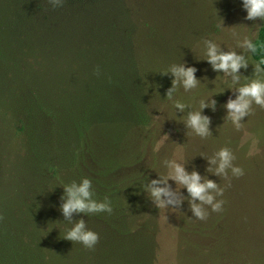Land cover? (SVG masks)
Here are the masks:
<instances>
[{
  "label": "trees",
  "instance_id": "obj_1",
  "mask_svg": "<svg viewBox=\"0 0 264 264\" xmlns=\"http://www.w3.org/2000/svg\"><path fill=\"white\" fill-rule=\"evenodd\" d=\"M210 1L222 6L224 0ZM180 5L63 0L53 7L49 0H0V166L21 194V216L0 222V264H155L163 208L142 185L164 171L161 159L173 155L226 192L221 211L209 209L204 220L191 216L186 199L179 206L187 225L180 231L207 241L195 249L223 251L204 255L211 264L264 262V169L250 166L238 177L208 171L213 154L182 119L198 105L181 111L166 96L171 82L164 65L176 61L170 51L181 27L175 18ZM254 40L264 44V25ZM250 54L258 61L264 51ZM175 99L188 103L178 90ZM214 100L202 114L209 121L217 114L225 125L220 89ZM259 133L243 141L237 131L241 163L260 152ZM84 176L94 198L107 196L113 209L72 214L73 222L83 218L98 233L91 249L63 238L71 225L59 208L61 184Z\"/></svg>",
  "mask_w": 264,
  "mask_h": 264
},
{
  "label": "clouds",
  "instance_id": "obj_2",
  "mask_svg": "<svg viewBox=\"0 0 264 264\" xmlns=\"http://www.w3.org/2000/svg\"><path fill=\"white\" fill-rule=\"evenodd\" d=\"M49 2L55 7L62 4L63 0H49ZM241 7L246 13L245 20L254 21L257 18L264 20V0H242ZM232 36L236 38L237 46L242 49L250 50L251 53H256L258 48L264 51V44L254 40L253 35L240 36L233 31ZM202 45V56L210 62L213 70L223 72L225 78L231 76L229 87L237 85L235 89L237 94L234 98L230 97L224 107L228 110L227 120L239 129L242 118L253 111V105L264 109V69L261 67L264 65V54L260 55L259 60L255 62L254 78H245L244 83H238L239 69L247 67L245 57L235 50H221L220 45L212 39H203ZM166 71H170L173 76L171 87L166 92L172 106L181 111L186 107H192L190 103H185L180 99L173 100V93L176 92L177 85L182 86L184 92L197 87L196 69L192 66L185 67L183 64H171ZM225 82L227 83V80ZM215 103L214 99L201 97L198 100V108L192 107L193 110L188 111L186 116L182 117L186 127L191 130L189 134L194 133L195 136L201 138L209 136V117L203 115L202 111L205 107H214ZM234 159L229 148L221 147L208 157L207 170L219 177L227 176L229 172L232 176H241L244 170L233 163ZM159 164L164 171L158 172L156 178L142 185L157 209H177L186 199L191 216L196 219H206L209 209L212 212L221 211L223 200L218 197L222 196L224 189L216 181L207 177L202 178L195 168L188 171L183 157L178 158L173 155L171 158L161 159ZM169 180L175 182V188L169 185ZM61 185L63 193L60 197L62 202L59 208L68 224L71 225L65 230L63 238L79 242L85 248L91 249L98 240V233L87 228L83 218L73 222L71 216L74 212L86 215L99 212L110 214L113 210L112 204L107 196L103 199L94 198L92 182L87 176L81 177L78 182L73 180ZM181 188L185 189L186 196L180 192Z\"/></svg>",
  "mask_w": 264,
  "mask_h": 264
},
{
  "label": "rangeland",
  "instance_id": "obj_3",
  "mask_svg": "<svg viewBox=\"0 0 264 264\" xmlns=\"http://www.w3.org/2000/svg\"><path fill=\"white\" fill-rule=\"evenodd\" d=\"M181 12L175 13V18L180 22L181 27L176 30L175 46L170 51V56L176 60L173 64H183L185 67L192 66L196 69L195 76L198 80L195 89H189L184 92L182 86L177 85V90L180 94L185 95L188 103L198 105V100L203 97L205 99H214L215 94L219 89L224 94V100L227 101L230 97L234 98L237 94L235 89L237 85L229 84L231 76L224 77L223 72L214 71L210 62L202 56L201 47L203 39L215 40L221 50H235L242 54L246 61L247 67L239 69L240 80L238 83H244L245 78L251 79L255 76V60L250 54V50L242 49L237 46L236 38L232 36L235 31L240 36L253 35L257 37L259 29L264 25V20L257 18L256 20H245V10L241 7L242 0H224L222 6H215L210 0H180ZM213 3V4H212ZM161 21L165 25L169 22L164 13V6H160ZM218 22V33L214 32L213 23ZM251 57V58H250ZM164 65L165 77L172 82L173 76L170 71H166L168 66ZM227 80V83L225 82ZM225 108V107H224ZM253 111L242 118V129H236L230 121L225 125L218 119L217 114L212 115L210 119L209 131L207 137L202 138L203 146L210 150L213 154L221 147H227L233 153L235 159L233 163L239 165L242 169H264V142L258 146L261 148L251 159L241 163L236 154V133L241 132L243 141L248 138H253L254 132L259 131V137L264 138V109L257 105L252 106ZM226 112L228 110L225 108ZM248 128H252V131ZM257 145V144H256ZM255 148L251 147L250 152ZM2 154L0 152V162ZM254 160V161H251ZM6 171L0 166V222L2 224L6 218L13 217L17 220L21 216L19 200L21 198L20 187L17 183H13L5 178ZM18 172V171H17ZM16 172V173H17ZM8 173V172H7ZM11 174L15 176V172ZM10 176V174L8 173ZM18 177V176H17ZM175 183V182H174ZM176 187L174 184L173 188ZM225 191V189H224ZM224 192L219 199H225ZM179 208L171 210L163 208L160 214V249L155 264H211L209 256H220L223 251L214 252L212 249L198 251V246L207 245V241L203 238L185 236L183 230L180 231L181 224L185 226L184 216L180 214ZM187 226V225H186ZM185 226V227H186ZM191 241L196 243L192 245ZM196 241V242H195ZM205 254H209L205 257ZM226 264V263H222ZM255 264V263H254ZM256 264H264L258 262Z\"/></svg>",
  "mask_w": 264,
  "mask_h": 264
}]
</instances>
